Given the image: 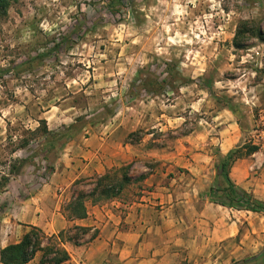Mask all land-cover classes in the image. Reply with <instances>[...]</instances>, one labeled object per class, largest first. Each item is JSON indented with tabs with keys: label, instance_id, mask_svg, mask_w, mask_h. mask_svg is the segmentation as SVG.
<instances>
[{
	"label": "rangeland",
	"instance_id": "obj_1",
	"mask_svg": "<svg viewBox=\"0 0 264 264\" xmlns=\"http://www.w3.org/2000/svg\"><path fill=\"white\" fill-rule=\"evenodd\" d=\"M111 1L14 0L0 18V242L12 241L5 218L30 213L22 201L50 180L70 140L111 135L138 154L103 185L122 184L126 199L172 185L186 200L193 193L187 184L197 179L196 188H204L197 198L213 203L202 205L206 222L195 236L203 264L257 255L264 215L220 205L210 189L221 143L226 153L257 145L264 41L249 37L248 46L236 48L234 38L243 20L264 31V0ZM45 126L67 138L45 142L42 133L31 132ZM258 147L234 163L231 176L264 201V145ZM200 153L211 156L205 176L194 174L205 163ZM126 172L132 176L123 182ZM151 174L153 183L144 187L140 177ZM99 177L77 180L74 196L92 192ZM90 198L106 197L94 192ZM69 203L63 205L67 216ZM185 208L193 216L188 203ZM82 234L69 228L52 243L64 247Z\"/></svg>",
	"mask_w": 264,
	"mask_h": 264
},
{
	"label": "crops",
	"instance_id": "obj_2",
	"mask_svg": "<svg viewBox=\"0 0 264 264\" xmlns=\"http://www.w3.org/2000/svg\"><path fill=\"white\" fill-rule=\"evenodd\" d=\"M225 144H228L227 138ZM222 146L223 143L221 152L226 153ZM136 154L133 145L111 135L78 136L70 140L50 180L28 199L21 200L31 206L30 213L20 217L13 211L5 218L10 222L5 236L12 241L6 244L1 241L0 249L19 242L31 225L40 227L49 236L76 225L89 227L90 231L84 232L78 242L73 239L63 244L70 254V259L63 264H203L201 251L195 248V236L201 235V225L206 222L202 218V205L209 207L213 203L197 198L204 189L196 188L194 181L197 179L187 184L193 193L186 200L176 197L172 185L168 189L160 185L154 191L143 190L142 194L130 199L121 193L100 200L89 198L85 218L69 219L64 213L63 205L75 197L73 185L77 180H93L92 177L110 174L115 167L134 159ZM199 155L205 163L195 167L194 174L205 176L203 173L211 156ZM152 176L144 179V187L153 183ZM186 203L193 216L185 212ZM197 204L200 205L198 210ZM42 254L39 251L29 264H41Z\"/></svg>",
	"mask_w": 264,
	"mask_h": 264
},
{
	"label": "trees",
	"instance_id": "obj_3",
	"mask_svg": "<svg viewBox=\"0 0 264 264\" xmlns=\"http://www.w3.org/2000/svg\"><path fill=\"white\" fill-rule=\"evenodd\" d=\"M13 1L14 0H0V18L7 15L9 7ZM113 1L114 0L111 2ZM108 7H112V4H108ZM249 37H257L264 41V31L259 26L250 25L249 21L243 20L237 29L234 38V46L236 48H245L248 46V44L245 42ZM31 132L42 133L45 136V142H56L58 140H62L63 138H67L66 133L48 130L47 126H45L43 129L38 127ZM27 145L28 143L21 144L20 146L21 148H24ZM243 148L246 150V153L242 152ZM258 149L259 147L257 145H243L230 150L226 154L218 152L216 159L217 178L215 180L214 186H212L210 189L212 201L233 209L248 210L256 213H262L264 215V201L258 199L254 194L238 186L231 176V169L234 163L245 155H251L257 152ZM17 160L19 161L20 166L25 164L26 161V159ZM131 167L132 164L127 165L128 171ZM16 168L18 170L20 167ZM109 177V174L100 176L98 183L93 188L92 192L87 194L78 193L67 206V210L69 211L67 217L69 219L87 217L88 210L86 201L91 196H94V192H100V195L106 198H111L120 194V191L123 188L122 184L119 185L118 189H115L116 187L114 188V186L108 183L104 185L102 184V182L105 183ZM145 178L146 175H142L140 177L141 180H144ZM129 180L130 175H128L127 172L124 173L122 181L125 182ZM72 228L82 230L85 233L90 231L89 227L75 225ZM62 234L63 231H61L57 237L59 236L61 238ZM53 237H56V235L53 234L49 236L41 228L37 226H31L30 230L22 237L19 242L10 243L0 249V262L2 264H29L35 255L41 251L43 253L40 260L41 264H63L70 259V254L65 247H60L56 244H53ZM44 240L51 242L45 244ZM231 264H264V246L257 255H254L249 259L233 261Z\"/></svg>",
	"mask_w": 264,
	"mask_h": 264
},
{
	"label": "built area",
	"instance_id": "obj_4",
	"mask_svg": "<svg viewBox=\"0 0 264 264\" xmlns=\"http://www.w3.org/2000/svg\"><path fill=\"white\" fill-rule=\"evenodd\" d=\"M255 137L258 140L257 142L255 141V143L258 145H264L263 143H261L262 141L264 142V118L262 117V119L260 120V125L258 124L255 130Z\"/></svg>",
	"mask_w": 264,
	"mask_h": 264
}]
</instances>
